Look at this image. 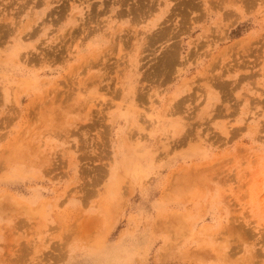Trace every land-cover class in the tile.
<instances>
[{"label":"rangeland","instance_id":"374dc122","mask_svg":"<svg viewBox=\"0 0 264 264\" xmlns=\"http://www.w3.org/2000/svg\"><path fill=\"white\" fill-rule=\"evenodd\" d=\"M0 264H264V0H0Z\"/></svg>","mask_w":264,"mask_h":264},{"label":"bare ground","instance_id":"6f19581e","mask_svg":"<svg viewBox=\"0 0 264 264\" xmlns=\"http://www.w3.org/2000/svg\"><path fill=\"white\" fill-rule=\"evenodd\" d=\"M167 37V36H166ZM163 61V60H162ZM88 64V63H87Z\"/></svg>","mask_w":264,"mask_h":264}]
</instances>
